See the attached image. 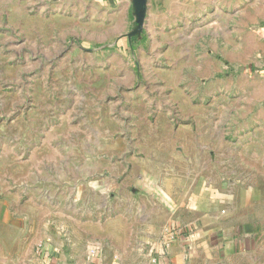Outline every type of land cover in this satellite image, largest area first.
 I'll use <instances>...</instances> for the list:
<instances>
[{
	"label": "rangeland",
	"instance_id": "rangeland-1",
	"mask_svg": "<svg viewBox=\"0 0 264 264\" xmlns=\"http://www.w3.org/2000/svg\"><path fill=\"white\" fill-rule=\"evenodd\" d=\"M160 189L217 204L264 264V0H0V204L17 235L33 219L36 241L105 238L127 204L154 217L144 192Z\"/></svg>",
	"mask_w": 264,
	"mask_h": 264
},
{
	"label": "crops",
	"instance_id": "crops-1",
	"mask_svg": "<svg viewBox=\"0 0 264 264\" xmlns=\"http://www.w3.org/2000/svg\"><path fill=\"white\" fill-rule=\"evenodd\" d=\"M144 193L154 201V217L146 204H127L121 226L113 223L107 237L89 241L70 238L62 229L50 236L49 226L36 241L33 219H28L26 233L17 235L24 227L0 204V264H243L247 259L256 264L255 238L241 226H221L217 204L203 197L196 202L193 195L178 202L164 189ZM195 215L201 216L203 228Z\"/></svg>",
	"mask_w": 264,
	"mask_h": 264
}]
</instances>
